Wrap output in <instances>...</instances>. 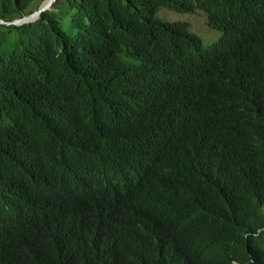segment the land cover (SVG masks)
<instances>
[{"label": "trees", "instance_id": "16d2710c", "mask_svg": "<svg viewBox=\"0 0 264 264\" xmlns=\"http://www.w3.org/2000/svg\"><path fill=\"white\" fill-rule=\"evenodd\" d=\"M0 264H264V0H58L0 25Z\"/></svg>", "mask_w": 264, "mask_h": 264}, {"label": "rangeland", "instance_id": "374dc122", "mask_svg": "<svg viewBox=\"0 0 264 264\" xmlns=\"http://www.w3.org/2000/svg\"><path fill=\"white\" fill-rule=\"evenodd\" d=\"M156 18L169 23H187L190 31L199 37L204 49L210 48L216 44L221 37L220 31L209 28L206 25V16L202 12H197L195 14H183L161 7L156 14Z\"/></svg>", "mask_w": 264, "mask_h": 264}, {"label": "water", "instance_id": "95a60500", "mask_svg": "<svg viewBox=\"0 0 264 264\" xmlns=\"http://www.w3.org/2000/svg\"><path fill=\"white\" fill-rule=\"evenodd\" d=\"M45 1L47 2L46 4H44ZM45 1L40 6V8L37 11H35L33 14L26 16L24 18H21V19L13 20L12 22H4L2 19H0V25L22 26L24 24L36 22L44 12L53 11L54 5L57 3L58 0H45Z\"/></svg>", "mask_w": 264, "mask_h": 264}, {"label": "bare ground", "instance_id": "6f19581e", "mask_svg": "<svg viewBox=\"0 0 264 264\" xmlns=\"http://www.w3.org/2000/svg\"><path fill=\"white\" fill-rule=\"evenodd\" d=\"M47 2L45 1L44 4H46Z\"/></svg>", "mask_w": 264, "mask_h": 264}]
</instances>
